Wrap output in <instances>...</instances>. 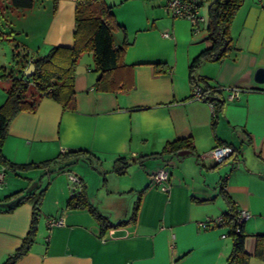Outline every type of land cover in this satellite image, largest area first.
I'll return each mask as SVG.
<instances>
[{
  "label": "crops",
  "instance_id": "obj_1",
  "mask_svg": "<svg viewBox=\"0 0 264 264\" xmlns=\"http://www.w3.org/2000/svg\"><path fill=\"white\" fill-rule=\"evenodd\" d=\"M75 2L44 0L36 5L44 18L38 50L26 53L27 62L13 56L8 65L0 61V104L10 76H19L20 69L23 73L31 58L53 45L73 44ZM104 2L111 6L117 23L112 34L115 45L123 40L128 43L122 64L104 73L115 81L116 89L96 88L100 72L92 53L85 51L75 69V108L65 110L43 96L33 110H22L13 117L0 144V169L4 171L0 263L26 235L34 197L45 187L38 206L40 239L15 264H225L231 238L225 227L213 221L228 209V199L236 210L247 213L243 229L248 264H264L254 256L257 234H264V82L255 80L256 69L264 67V7L258 0H244L230 25L232 49L196 69L208 83L223 90V110L213 123V106L192 95L188 79L190 61L212 44L201 0L199 13L204 19L197 29H192L189 20L169 14L165 0ZM176 139L190 140L192 148H183L190 152L142 157ZM221 143L231 145L234 153L213 167L215 163L205 155ZM78 149L103 170L123 158L129 164L124 172L131 180L125 185L139 194L134 219H129L132 213L114 221L105 215L113 224L126 222L109 228L103 236L87 209L67 208L66 203L71 177L79 179L77 191L81 185L87 196L85 177L91 176L98 189L108 179L98 182L93 169L83 170L84 176L63 175L66 168L52 172L66 164L60 162L65 152ZM159 168L169 171L168 191L150 181L149 174ZM58 176L63 177L60 183ZM44 178H48L46 185ZM108 189L107 196H114V190ZM46 199H51L50 208L44 205ZM112 204L117 207L116 201ZM206 218L210 219L206 227L197 224ZM49 220L61 222L49 225Z\"/></svg>",
  "mask_w": 264,
  "mask_h": 264
},
{
  "label": "trees",
  "instance_id": "obj_2",
  "mask_svg": "<svg viewBox=\"0 0 264 264\" xmlns=\"http://www.w3.org/2000/svg\"><path fill=\"white\" fill-rule=\"evenodd\" d=\"M243 2L244 0H210L207 7L206 31L212 44L195 56L188 65V79L192 90L199 88L202 100L213 106V123L223 110L225 103L223 90L208 83L206 77L196 73V69L203 61L219 60L232 49L230 25ZM9 4V8H30L33 0H9ZM115 28H117V23L111 13V6L107 5L104 0H76L73 44L71 46L53 45L44 54L31 58L29 63H33L34 70L30 76H24L21 69L19 76H10L9 85L5 89V100L0 104V144L8 132L9 123L13 117L22 110H33L38 100L43 96L59 102L65 110L75 108V69L79 57L85 51L92 53L95 69L100 72L95 81L96 88L102 91L116 89L117 84H115V81L106 78L104 73L112 72L122 64L123 53L128 43L123 40L120 44L115 45L112 35ZM4 38L7 39V36L0 33V40H4ZM12 56L13 58H19L14 52ZM20 59L23 62L28 61L26 55L20 56ZM22 68H24V65H22ZM188 147L192 148L190 140L176 139L167 142L161 151L142 157L149 158L162 156L163 154L175 155L178 150ZM84 152L82 149L65 152L60 158V162L65 160L66 164L52 172L63 170L68 166V160L82 157L85 154ZM223 162H214L213 167ZM114 164H118V167L113 168V171L117 173H123L129 165L123 158L117 159ZM45 190V187L39 189L34 197L29 229L20 245L0 264H15L32 247L37 233L38 206ZM26 197L27 195L19 198L17 204ZM137 205V203L134 205L129 219H134ZM66 206L71 209H87L99 224V236H103L109 228L126 222L111 223L108 217L103 215L91 203L84 187L81 185L78 191H74L69 196ZM220 217L221 224L219 226L225 227L227 229L226 234L231 238V249L226 257L225 264H248L250 254L246 252L244 246L246 233L243 229V221H239L237 211L229 199L228 209ZM254 256L264 260V234H257Z\"/></svg>",
  "mask_w": 264,
  "mask_h": 264
},
{
  "label": "rangeland",
  "instance_id": "obj_3",
  "mask_svg": "<svg viewBox=\"0 0 264 264\" xmlns=\"http://www.w3.org/2000/svg\"><path fill=\"white\" fill-rule=\"evenodd\" d=\"M35 10L31 12L29 8H12L9 9V0H0L1 8H0V33L5 36L10 37V39L4 38V40H0V61L4 60L5 65H8L12 61V53L14 52L17 56L26 55V53L35 54L38 50L37 48V36H39L40 32L44 27L43 22V13L38 12L36 9V5H42L44 0H35ZM210 0H201L200 8L202 12L206 16V10L209 5ZM11 7V6H10ZM12 10V11H11ZM13 12V13H12ZM39 15L41 18L39 22H35L33 19H36ZM34 21V22H32ZM8 34V35H7ZM29 34V35H26ZM29 51V52H28ZM43 49L38 51V54H42ZM78 159V158H77ZM76 158H71L67 161L68 166H66L65 171L61 172L63 175H85L83 170L93 171L92 174L96 175V179L98 182L102 179H108L109 183H105L104 186L97 188L96 181L91 177L87 176V185H88V196L91 203L104 215L110 216V220L114 221L117 218H122L124 216H130L132 213V204L136 203V198L139 196L138 191L132 192L125 185L130 180V175L126 172L112 174L113 168L118 167V164H113L110 166H105L104 170L101 166L95 167V162L90 157H79L77 161ZM129 166V165H128ZM127 166V167H128ZM126 167V168H127ZM55 168V167H53ZM100 168V169H99ZM93 169V170H92ZM99 170L101 175L97 176L96 170ZM68 170V171H67ZM102 170V171H101ZM112 170V171H111ZM114 172V171H113ZM91 173V172H90ZM56 175V173H53ZM106 176V177H105ZM62 176H58L57 182L60 183ZM48 178H44L43 184L46 185ZM131 182V180H130ZM69 191L74 189L77 191V186L74 185L72 181H69ZM110 187V190H114V196H107L106 192ZM117 194V195H116ZM51 200V199H50ZM49 199L44 200V205L47 208L51 207V202ZM116 201L117 207L114 208L112 202ZM127 205V207L125 206ZM110 210L112 211V215H109ZM42 215V213L40 214ZM40 217H38V225H37V233L35 235V241L40 239L41 225L39 223ZM49 230H46L45 234H48ZM34 241V242H35Z\"/></svg>",
  "mask_w": 264,
  "mask_h": 264
},
{
  "label": "built area",
  "instance_id": "obj_4",
  "mask_svg": "<svg viewBox=\"0 0 264 264\" xmlns=\"http://www.w3.org/2000/svg\"><path fill=\"white\" fill-rule=\"evenodd\" d=\"M199 0H165L166 11L174 17L185 18L191 23L192 29H197V25L200 21H203V16L199 13ZM259 3L264 7V0H258ZM166 34V33H165ZM193 96L199 100H202V95L199 88L193 89ZM236 91L230 94L233 96ZM229 97V96H228ZM234 153V148L229 144H217L210 149V151L205 155V158H209L213 162H221L230 158ZM150 181L154 184H162V189L164 191L169 190V171L166 168H159L158 170L151 172L149 174ZM72 182L75 186L79 185V179L75 176L71 177ZM4 180V171L0 169V184ZM166 182V184L164 183ZM74 189L71 190L70 195L74 193ZM239 221H243L247 217L245 211L236 210ZM61 221L49 220L48 224L52 225L54 223H60ZM215 225L221 224V217L219 216L214 221ZM210 223V219L199 220L198 225L206 227Z\"/></svg>",
  "mask_w": 264,
  "mask_h": 264
},
{
  "label": "water",
  "instance_id": "obj_5",
  "mask_svg": "<svg viewBox=\"0 0 264 264\" xmlns=\"http://www.w3.org/2000/svg\"><path fill=\"white\" fill-rule=\"evenodd\" d=\"M34 70V65L33 63H29L28 66L23 70V75L24 76H30L31 73L33 72ZM255 80L256 82L258 83H262L264 82V67H258L255 71ZM190 150L188 149H183V150H180L178 151V155H185L187 153H189Z\"/></svg>",
  "mask_w": 264,
  "mask_h": 264
}]
</instances>
